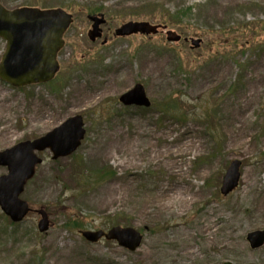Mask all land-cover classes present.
<instances>
[{
	"label": "rangeland",
	"instance_id": "obj_1",
	"mask_svg": "<svg viewBox=\"0 0 264 264\" xmlns=\"http://www.w3.org/2000/svg\"><path fill=\"white\" fill-rule=\"evenodd\" d=\"M0 1L74 17L53 83L18 90L0 80V152L73 116L86 129L70 157L41 154L22 195L47 211V233L37 213L11 228L0 210V264H264V247L247 241L264 229V0ZM101 6L108 22L92 42L88 16ZM129 22L167 25L188 41L116 37ZM5 50L0 39V61ZM137 84L150 109L120 103ZM234 161L240 185L224 197ZM116 226L142 232L141 248L80 235Z\"/></svg>",
	"mask_w": 264,
	"mask_h": 264
},
{
	"label": "water",
	"instance_id": "obj_2",
	"mask_svg": "<svg viewBox=\"0 0 264 264\" xmlns=\"http://www.w3.org/2000/svg\"><path fill=\"white\" fill-rule=\"evenodd\" d=\"M94 22L92 40L101 38L100 26L106 23L104 16L89 17ZM73 23L72 16L63 10H40L23 8L7 10L0 3V38L7 41V50L0 64V79L16 88L32 84H43L53 80L59 70L58 53L64 47V35ZM166 28V27H162ZM160 27L147 22H130L117 31L118 36L127 37L136 34L155 35ZM168 41L180 42L181 36L168 32ZM201 41H193L194 47H200ZM127 106L150 107L142 85L121 97ZM85 130L80 116L69 119L46 136L26 142L0 153V166L8 168L9 174L0 177V207L15 223L22 222L32 211L29 204L21 200L27 183L36 173V167L42 160L36 152L51 150L54 160L72 155L81 145ZM241 162L234 161L224 178L221 192L228 196L239 185ZM42 217L38 224L41 233L50 229L49 216L44 210L38 211ZM89 242L97 243L103 237L108 241H117L121 247L136 251L143 240L139 232L132 228L115 227L108 233L83 232ZM248 241L252 249L264 245V230L250 233Z\"/></svg>",
	"mask_w": 264,
	"mask_h": 264
},
{
	"label": "trees",
	"instance_id": "obj_3",
	"mask_svg": "<svg viewBox=\"0 0 264 264\" xmlns=\"http://www.w3.org/2000/svg\"><path fill=\"white\" fill-rule=\"evenodd\" d=\"M105 9L106 8H104L103 6H101V7H94V8H91V13H101V12H104L105 11ZM192 7L191 8H188V9H186V10H184V11H182V14L180 13V15L181 16H184V17H187L189 14H186L187 12H191L192 11ZM178 13V14H179ZM166 18H168V17H166ZM176 18H177V15L175 16V17H173V16H169V20H170V22H172L174 25H177V21H176ZM164 109H166V111H171L172 109H174V107L173 106H171V105H168V104H166L165 105V108ZM114 175V173H106V177H107V175ZM2 218H3V221L6 223V225H8L9 227H11V228H15V227H17V225H14L13 223H10L4 216H2ZM75 226V228H78V226H79V224L77 223L76 225H74Z\"/></svg>",
	"mask_w": 264,
	"mask_h": 264
}]
</instances>
